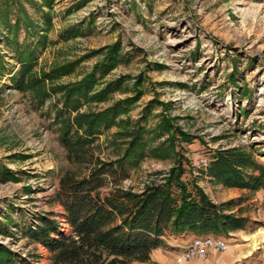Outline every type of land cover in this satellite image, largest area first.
<instances>
[{
    "label": "rangeland",
    "instance_id": "374dc122",
    "mask_svg": "<svg viewBox=\"0 0 264 264\" xmlns=\"http://www.w3.org/2000/svg\"><path fill=\"white\" fill-rule=\"evenodd\" d=\"M15 1L25 6L35 28L22 26L16 35L20 47L15 48L13 32L0 12V245L33 264H51L49 252L29 230L50 218L69 234L55 199L58 174L69 168L53 123L51 107L58 95L39 104L31 93L15 89L18 57L34 59L39 74L119 42L128 56L103 82L128 79L112 100L93 107L104 109L130 96L127 90L140 77L143 95L127 116L136 120L153 99L165 104L154 107L149 126L166 110L183 131L199 136L201 140L189 145L176 142L189 160L186 170L206 187L214 203L240 199L233 212L240 210L251 221L246 230L219 237L228 245L224 253H208L184 264H264V191L225 188L201 171L215 149L238 146L250 149L264 166V0H87L78 10L72 5L79 0H52L51 9L42 11L40 0ZM42 12L50 13L51 26ZM10 19L12 24L14 17ZM72 27L81 35L59 41ZM100 58L81 62L58 83L81 79ZM104 144L102 137V157L109 152ZM172 165L170 160L146 159L121 185L137 190ZM2 173L16 180L4 181ZM172 238L154 250L148 262L130 264H176V254L193 237Z\"/></svg>",
    "mask_w": 264,
    "mask_h": 264
},
{
    "label": "trees",
    "instance_id": "16d2710c",
    "mask_svg": "<svg viewBox=\"0 0 264 264\" xmlns=\"http://www.w3.org/2000/svg\"><path fill=\"white\" fill-rule=\"evenodd\" d=\"M40 1L39 11L51 9L52 0ZM86 2L79 0L72 9L78 10ZM0 12L3 24L13 32L15 48H19L16 35L20 28H35L27 9L15 0H0ZM42 14L46 25L51 26L50 13ZM78 35L80 30L72 27L58 39L67 42ZM23 44L24 48H30ZM121 50L120 43L116 42L39 74L34 72V59L18 57L20 69L12 78L15 89L31 93L39 104L58 95L51 107L53 123L69 168L58 174L55 199L63 210L59 215L68 226L69 234L59 231L57 222L50 218H42L37 228L28 232L47 249L51 264L146 263L154 250L166 246L167 238H219L244 231L251 224L240 210L233 212V207L240 205V199L214 203L186 170L189 160L176 142L189 145L195 139L201 140L199 136L183 131L166 110L149 126L154 107L165 108V104L153 99L141 109L136 120L127 116L143 95L140 77L127 90L130 96L113 100L104 109L93 107L112 100L113 94L128 79L121 76L103 82L128 56ZM94 56L101 58L81 79L58 83L71 75L81 62ZM102 137L103 149L109 150L104 157L99 150ZM146 159L170 160L173 165L166 172L156 173L137 190L132 186L123 187L122 181ZM201 171L225 188L252 193L264 191V166L255 161L247 147L215 149L206 169ZM7 175L2 173L1 178L16 180ZM0 264L33 263L0 245Z\"/></svg>",
    "mask_w": 264,
    "mask_h": 264
},
{
    "label": "built area",
    "instance_id": "2783aa9c",
    "mask_svg": "<svg viewBox=\"0 0 264 264\" xmlns=\"http://www.w3.org/2000/svg\"><path fill=\"white\" fill-rule=\"evenodd\" d=\"M65 226V225H63ZM61 227L59 231L65 232ZM227 245L225 242L216 237L208 236L204 238H193L188 245L182 248V250L176 254V264H184L195 259H204L209 250L225 251Z\"/></svg>",
    "mask_w": 264,
    "mask_h": 264
},
{
    "label": "crops",
    "instance_id": "0c3cea01",
    "mask_svg": "<svg viewBox=\"0 0 264 264\" xmlns=\"http://www.w3.org/2000/svg\"><path fill=\"white\" fill-rule=\"evenodd\" d=\"M206 179L210 180L208 177H207ZM210 181H211V180H210ZM206 186H207V185H206ZM203 189H204L205 193L208 194V193H207V189H206V187H205V188L203 187ZM181 237H182V236H179V237H177V238H172V240L175 241L176 239L181 238ZM225 244H226V243H225ZM226 245H227V244H226ZM227 248H228V245H227ZM227 248H226V249H227ZM225 251H226V250H225ZM225 251L219 252V251L209 250L208 253H213V252H216V253H224ZM234 251L236 252L237 250H234ZM240 257H241V256L238 255V258H237V259L240 260ZM228 260H230V259H227V261H228ZM192 261H193V260H192ZM190 262H191V261H190Z\"/></svg>",
    "mask_w": 264,
    "mask_h": 264
}]
</instances>
